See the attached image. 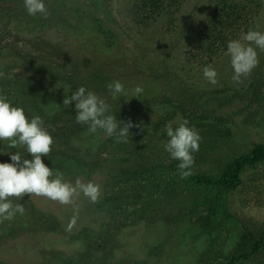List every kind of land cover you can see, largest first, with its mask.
Returning <instances> with one entry per match:
<instances>
[{"label":"rangeland","instance_id":"obj_1","mask_svg":"<svg viewBox=\"0 0 264 264\" xmlns=\"http://www.w3.org/2000/svg\"><path fill=\"white\" fill-rule=\"evenodd\" d=\"M120 1L45 0V17L29 15L24 0H0L1 77L33 82L36 65L55 71V63L65 64L61 70L71 79L87 77L89 90L118 120L140 125L127 143L102 129L90 136L89 126L73 119L74 104L64 107V96L56 98L68 78L59 87L43 73L44 99L52 106L43 118L54 141L44 161L51 167L64 159L54 174L73 185L77 179L99 184L102 194L92 202L80 192L72 204L36 194L10 197L25 213L2 222L0 264H264V162L246 167L235 189L199 182L218 179L236 159L264 146V50L257 49L259 64L236 82L227 51L208 61L193 49L218 0H184L171 33L163 17L140 34ZM240 1L259 4L241 31L264 32V0ZM17 52L33 65L20 63ZM206 66L217 71V83L205 78ZM98 71L108 83L120 80L127 96L113 99L108 83L92 80ZM136 86L143 93L128 100ZM185 118L202 137L186 177L165 149V125ZM67 128L74 132L70 142ZM7 150L26 154L24 147ZM9 161L0 155V162Z\"/></svg>","mask_w":264,"mask_h":264},{"label":"clouds","instance_id":"obj_2","mask_svg":"<svg viewBox=\"0 0 264 264\" xmlns=\"http://www.w3.org/2000/svg\"><path fill=\"white\" fill-rule=\"evenodd\" d=\"M24 7L31 16L49 15L45 0H24ZM257 49L264 50V32L255 29L242 32L241 38L228 42L227 54L231 57L234 81L239 82L257 67ZM203 74L210 83H217L218 73L214 68L206 66ZM107 88L113 99H120L128 94L120 80L109 82ZM143 91L141 86H136L128 100L138 99ZM73 102L76 121L88 125L90 132L95 133L102 129L108 136H115L118 142L127 143L130 135H133L130 130L140 127L131 119L118 120L110 112L111 105L84 85L63 97L64 107L72 106ZM165 131L169 138L165 144L166 151L172 159L179 161L181 176L191 175V167L195 163L194 153L199 151L202 139L200 133L195 126L189 125L186 118L175 127L174 121H168ZM4 141H7V149L24 147L27 155L0 147V155L10 156L9 162H0V222L12 220L17 214L25 213L23 203L14 204L10 197L19 201L25 194H36L62 204H72L73 198L80 192L92 202H96L101 196L102 189L99 184L83 183L77 179L73 185L65 181L62 174H54L53 168L44 161V157L52 151L51 145L54 142L45 127L44 118L38 114L27 116L23 107L13 105L6 96L0 95V144L4 145ZM74 223L75 219L69 224V230Z\"/></svg>","mask_w":264,"mask_h":264},{"label":"trees","instance_id":"obj_3","mask_svg":"<svg viewBox=\"0 0 264 264\" xmlns=\"http://www.w3.org/2000/svg\"><path fill=\"white\" fill-rule=\"evenodd\" d=\"M183 1L184 0H121L120 2L125 4L127 11L130 15L132 24L136 27L135 29L137 33L140 34L143 31H146L148 28L153 27V25L163 17H168V27L166 28V33H171L172 27H176L175 25L177 22L175 23L174 20H176V17L180 13ZM256 5L259 6V4ZM256 5H253L248 1L244 2L240 0H218V4L214 10V13L210 15L209 19L203 25V28H200L198 32V38H196V42L193 45V49L195 51H199L200 55H205L208 61L214 54L216 55L220 52L227 51L228 42L230 40L238 38L240 33H242V28H247L256 18V15L258 13V8ZM36 21L39 20L35 19V22ZM22 23L27 25L28 21L22 19ZM41 27L43 28V26ZM17 54L19 62L22 63L24 66H28L29 64L31 66L33 65L34 61H32L30 58L28 59L27 55L19 52H17ZM55 64L56 66H60L58 68L56 67L60 70H57L55 68L56 70L53 69L55 71H52V68L50 69V67L49 70H47V67H41L36 65L33 70H37L39 74L33 79V82L20 81L17 78L9 76L6 78L0 76V95L6 96L13 103V105L23 107L25 109L26 115L29 117L37 114L42 117L47 116L48 112L50 113L49 108L52 106L49 104L48 101L44 99L46 95L45 88L43 87L42 81L39 80L41 78L40 76L43 73H48L49 81H51L53 85L58 84L59 87L61 86L60 82H62L64 77L68 78V81L65 84L66 90L63 89V92H59L61 96L57 95L56 98L60 99L62 95H70L71 92L78 89L81 85H84L88 88L86 84V81L88 82L87 77L71 79V77H68L71 76L70 74H67V72L64 73V71L61 70L63 67H65V64ZM69 66L70 64L67 63L66 67ZM51 73L53 74L50 75ZM92 78V80L99 83V85H101L102 83H108L109 81L108 76L105 75L104 77H101L99 71L96 75H93ZM30 90L34 92H31ZM92 91H94V88ZM64 111L65 109L62 110L63 113ZM114 111L116 113H119L120 110ZM54 112H56L55 108ZM75 117L76 116L74 115L73 119H76ZM46 119L48 120V122H53L52 116L46 117ZM82 130H85V127H82L81 130L76 131L79 132ZM67 132V135H69L68 141L70 142L71 134L72 136L74 135L73 129L67 128L66 133ZM101 132L102 131L97 130L95 133L90 134V136L99 137L101 135ZM62 160L64 159H58L57 161L53 160L51 162V167L56 171H62L63 165L67 163L63 162ZM80 161L81 162H79V164H82L83 160ZM263 162L264 146L257 145L254 147L250 154L241 156L240 158L236 159L232 164H230L227 168H225L221 172V176L218 177V179L204 177L201 178L199 182L206 183L208 185H221L227 189H235L238 186L241 174L246 167H252ZM127 172L131 173L130 171ZM2 222H0V225L2 224L0 226V230L2 226L5 225V222ZM258 247L259 244H256L254 250H256ZM246 257H248V255H246ZM234 261L237 260L234 259L233 262Z\"/></svg>","mask_w":264,"mask_h":264}]
</instances>
